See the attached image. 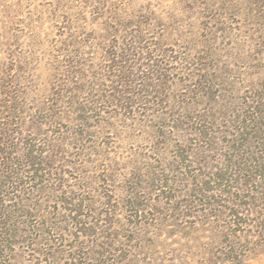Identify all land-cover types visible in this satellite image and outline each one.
Wrapping results in <instances>:
<instances>
[{
  "label": "rangeland",
  "instance_id": "1",
  "mask_svg": "<svg viewBox=\"0 0 264 264\" xmlns=\"http://www.w3.org/2000/svg\"><path fill=\"white\" fill-rule=\"evenodd\" d=\"M0 264H264V0H0Z\"/></svg>",
  "mask_w": 264,
  "mask_h": 264
}]
</instances>
